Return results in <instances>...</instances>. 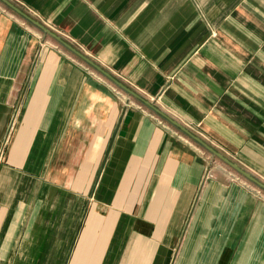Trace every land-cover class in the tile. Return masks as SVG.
Here are the masks:
<instances>
[{
  "label": "crops",
  "instance_id": "obj_1",
  "mask_svg": "<svg viewBox=\"0 0 264 264\" xmlns=\"http://www.w3.org/2000/svg\"><path fill=\"white\" fill-rule=\"evenodd\" d=\"M8 1L264 184V0ZM0 152V264H264V191L2 2Z\"/></svg>",
  "mask_w": 264,
  "mask_h": 264
},
{
  "label": "water",
  "instance_id": "obj_2",
  "mask_svg": "<svg viewBox=\"0 0 264 264\" xmlns=\"http://www.w3.org/2000/svg\"><path fill=\"white\" fill-rule=\"evenodd\" d=\"M5 6H7L10 10H12L17 15L24 18L26 21L40 29L42 32H44L46 35L54 39L57 43L62 45L65 49H67L71 54H73L75 57H77L79 60L93 68L95 71L100 73L102 76L107 78L109 81H111L115 86H117L119 89L127 93L129 96L133 97L134 99L141 102L144 106L154 111L156 114L167 120L170 124L175 126L177 129H179L184 135H186L190 140L197 143L199 146H201L204 150H206L210 155H212L213 158H216L220 160L223 164L228 166L231 170H233L235 173H237L239 176L247 180L248 182L252 183L259 189L264 191V184L260 182L258 179H256L254 176H252L250 173L245 171L243 168H241L238 164L235 162L229 160L227 157H225L223 154H221L219 151L214 149L212 146H210L208 143H206L203 139H201L199 136L195 135L191 131H189L187 128L179 124L177 121L173 120L166 114H164L161 110H159L156 106H154L151 102L141 97L139 94L125 86L123 83H121L119 80L114 78L109 72L98 66L95 62H93L91 59H89L87 56L82 54L80 51H78L76 48L65 42L61 37H59L56 33L49 30L47 27H45L40 22L34 20L30 16H28L25 12H23L20 8L12 4L8 0H0Z\"/></svg>",
  "mask_w": 264,
  "mask_h": 264
},
{
  "label": "rangeland",
  "instance_id": "obj_3",
  "mask_svg": "<svg viewBox=\"0 0 264 264\" xmlns=\"http://www.w3.org/2000/svg\"><path fill=\"white\" fill-rule=\"evenodd\" d=\"M2 158H3V153L0 152V160H2ZM215 160H217V162H219V163H222L220 160H218V159H216V158H215Z\"/></svg>",
  "mask_w": 264,
  "mask_h": 264
},
{
  "label": "built area",
  "instance_id": "obj_4",
  "mask_svg": "<svg viewBox=\"0 0 264 264\" xmlns=\"http://www.w3.org/2000/svg\"><path fill=\"white\" fill-rule=\"evenodd\" d=\"M209 177V174H208V172H207V174H206V178H208Z\"/></svg>",
  "mask_w": 264,
  "mask_h": 264
}]
</instances>
